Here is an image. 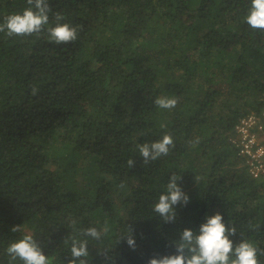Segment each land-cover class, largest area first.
I'll return each instance as SVG.
<instances>
[{"label":"trees","instance_id":"1","mask_svg":"<svg viewBox=\"0 0 264 264\" xmlns=\"http://www.w3.org/2000/svg\"><path fill=\"white\" fill-rule=\"evenodd\" d=\"M49 6L46 28L59 13L76 41L0 32V264L24 235L50 264H68L72 238L88 240V264H148L217 213L236 227L234 245L264 249V176L233 142L242 119L264 111V32L246 23L251 0ZM27 7L0 0V24ZM159 97L177 104L161 109ZM165 134L175 147L143 164L138 145ZM172 174L189 202L164 223L153 208ZM89 227L108 231L97 241L81 235Z\"/></svg>","mask_w":264,"mask_h":264},{"label":"clouds","instance_id":"2","mask_svg":"<svg viewBox=\"0 0 264 264\" xmlns=\"http://www.w3.org/2000/svg\"><path fill=\"white\" fill-rule=\"evenodd\" d=\"M27 7L22 14L9 15L5 22L0 24V32H6L8 37H27L46 31L50 42L68 44L78 38V27L61 23L64 17L55 14V26L49 25V13L51 8L49 0H26ZM247 25L253 30L264 32V0H251V6L245 17ZM36 89H33L35 94ZM154 103L161 109H172L177 104L176 98L159 97ZM175 147L170 134H165L155 142H146L138 145L143 164L156 161L163 156L169 155ZM129 168L134 167V161H127ZM180 176L172 174L166 184L165 192L159 196L153 211L164 223H172L176 220L175 206L187 205L189 197L178 185ZM124 187L123 184L120 185ZM108 231L107 227L102 230ZM102 231L95 227L82 230L81 235L93 240H100ZM133 229L127 228L126 243L131 249H135V240L132 235ZM237 234L235 226L226 225L221 214L217 213L206 217V222L201 224L198 234L190 229H184L179 234V239L174 241V255L160 258H152L148 264H260L259 255H264V249L258 248L253 242L241 239L234 245L230 237ZM67 242V241H66ZM87 239L72 238L68 264H88L89 252ZM8 264L16 261L22 264H50V259L43 254V250L32 235H24L18 241L10 243L5 249ZM107 258V252L104 253Z\"/></svg>","mask_w":264,"mask_h":264},{"label":"built area","instance_id":"3","mask_svg":"<svg viewBox=\"0 0 264 264\" xmlns=\"http://www.w3.org/2000/svg\"><path fill=\"white\" fill-rule=\"evenodd\" d=\"M253 120L255 121V127L261 125L263 129L262 138H257L253 133L255 129H250L249 123ZM256 120L258 121L256 122ZM235 131L237 138L233 142L239 149V155L246 158L250 174L254 178L264 176V111L260 117L251 115L242 119Z\"/></svg>","mask_w":264,"mask_h":264},{"label":"rangeland","instance_id":"4","mask_svg":"<svg viewBox=\"0 0 264 264\" xmlns=\"http://www.w3.org/2000/svg\"><path fill=\"white\" fill-rule=\"evenodd\" d=\"M258 120H256V122H257ZM249 125H250V129H255V131L253 132L256 136H257V138L259 137V138H262V136H263V133H262V127H261V125L259 124V125H257L256 127L254 126L255 125V121L253 120L252 122H250L249 123ZM237 138V133H236V135H235V139Z\"/></svg>","mask_w":264,"mask_h":264}]
</instances>
